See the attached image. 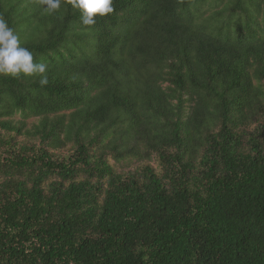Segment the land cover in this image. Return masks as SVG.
<instances>
[{"label":"trees","instance_id":"16d2710c","mask_svg":"<svg viewBox=\"0 0 264 264\" xmlns=\"http://www.w3.org/2000/svg\"><path fill=\"white\" fill-rule=\"evenodd\" d=\"M113 7L0 0V264H264V0Z\"/></svg>","mask_w":264,"mask_h":264},{"label":"clouds","instance_id":"9594fccd","mask_svg":"<svg viewBox=\"0 0 264 264\" xmlns=\"http://www.w3.org/2000/svg\"><path fill=\"white\" fill-rule=\"evenodd\" d=\"M46 13H52L61 6V0H40ZM72 6L82 12V23L94 25L96 17H105L114 12L113 0H71ZM45 63H34L33 54L21 46L20 38L6 20L0 18V74L13 77L23 74L40 75L39 84L46 86L48 76Z\"/></svg>","mask_w":264,"mask_h":264},{"label":"rangeland","instance_id":"374dc122","mask_svg":"<svg viewBox=\"0 0 264 264\" xmlns=\"http://www.w3.org/2000/svg\"><path fill=\"white\" fill-rule=\"evenodd\" d=\"M134 165H135V163H129L128 166H127V168H132V167H134Z\"/></svg>","mask_w":264,"mask_h":264}]
</instances>
